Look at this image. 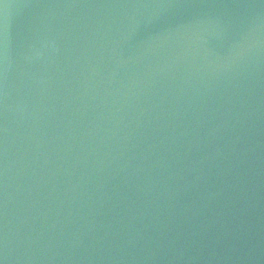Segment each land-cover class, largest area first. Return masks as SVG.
Instances as JSON below:
<instances>
[{
	"label": "water",
	"instance_id": "1",
	"mask_svg": "<svg viewBox=\"0 0 264 264\" xmlns=\"http://www.w3.org/2000/svg\"><path fill=\"white\" fill-rule=\"evenodd\" d=\"M2 264H264V0H0Z\"/></svg>",
	"mask_w": 264,
	"mask_h": 264
},
{
	"label": "snow or ice",
	"instance_id": "2",
	"mask_svg": "<svg viewBox=\"0 0 264 264\" xmlns=\"http://www.w3.org/2000/svg\"><path fill=\"white\" fill-rule=\"evenodd\" d=\"M0 264H2V262H0Z\"/></svg>",
	"mask_w": 264,
	"mask_h": 264
}]
</instances>
